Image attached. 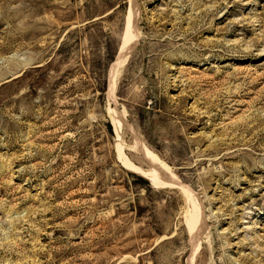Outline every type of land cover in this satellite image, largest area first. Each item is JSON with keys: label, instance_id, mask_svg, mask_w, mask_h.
I'll return each instance as SVG.
<instances>
[{"label": "rangeland", "instance_id": "rangeland-1", "mask_svg": "<svg viewBox=\"0 0 264 264\" xmlns=\"http://www.w3.org/2000/svg\"><path fill=\"white\" fill-rule=\"evenodd\" d=\"M0 264H264V0H0Z\"/></svg>", "mask_w": 264, "mask_h": 264}, {"label": "bare ground", "instance_id": "bare-ground-1", "mask_svg": "<svg viewBox=\"0 0 264 264\" xmlns=\"http://www.w3.org/2000/svg\"><path fill=\"white\" fill-rule=\"evenodd\" d=\"M130 23H131V22H130ZM130 23H129V25H131ZM132 42H133V41H132ZM127 46H128V45H127ZM131 46H132V45H131ZM121 47H122V46H121ZM126 48H127V47H126ZM128 48H129V47H128ZM120 49H122V48H120ZM120 49H119V50H120ZM123 51H124V50H123ZM123 51H122V50H121L120 52L118 51L119 54H118V57H117L116 61L120 58V56L122 55V52H123ZM118 61H119V60H118ZM118 61H117V62H118ZM112 74H113V73H112ZM112 118H113V117H112ZM114 119H116V118L114 117L112 120H114ZM116 120H117V119H116ZM117 121H118V120H117ZM114 122H115V120H114ZM114 124H115V123H114ZM118 126H119V125H118ZM118 126H117V127H118ZM117 133H118V132H117ZM156 168H157V167H156ZM155 172H158V171L156 170ZM155 172H153V173L155 174ZM156 174H157V173H156ZM156 174H155V176L152 174V175H153V176H152V179L154 178V179L161 180V181H162L161 183H163L164 181H165V182L167 181L168 183H170V181H173V180L171 179L172 177L170 176V173H166V172H165L164 174H163V173H162V174H159V173H158L159 175H158L157 177H156ZM154 179H153V181H155ZM156 181H157V180H156ZM167 182H166V183H167ZM154 183H157V182H154ZM193 211H194V210H193ZM189 215H190V214H189ZM192 218H194V213H191L190 218L187 219V221L189 222V226H190V227H189V226H188V227H189L190 231L195 232V230H197V229L199 230L200 222L198 223V225H197L196 227H194L193 224H192V222H191ZM199 221H201V220H199Z\"/></svg>", "mask_w": 264, "mask_h": 264}]
</instances>
